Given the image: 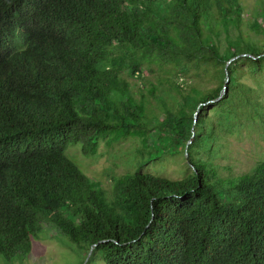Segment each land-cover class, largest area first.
I'll return each instance as SVG.
<instances>
[{
	"label": "trees",
	"instance_id": "obj_1",
	"mask_svg": "<svg viewBox=\"0 0 264 264\" xmlns=\"http://www.w3.org/2000/svg\"><path fill=\"white\" fill-rule=\"evenodd\" d=\"M243 10L240 0H0V254H29L51 225L107 264H264V159L222 177L203 157L240 122L238 104L262 117L239 93L242 62L264 70ZM247 24L264 35V12ZM210 72L217 87L185 89ZM128 77L147 80L162 114ZM128 137L142 157L113 176L110 196L67 154ZM177 153L191 168L183 178L142 170Z\"/></svg>",
	"mask_w": 264,
	"mask_h": 264
},
{
	"label": "rangeland",
	"instance_id": "obj_2",
	"mask_svg": "<svg viewBox=\"0 0 264 264\" xmlns=\"http://www.w3.org/2000/svg\"><path fill=\"white\" fill-rule=\"evenodd\" d=\"M243 5L246 23L242 26L245 37L255 39L263 44L264 35L251 31L247 24L255 12H264V0H240ZM132 83L135 95L140 98L144 93L149 106L153 107L158 114L163 113L162 103L152 97L147 91V80L128 77ZM153 78L150 76V79ZM180 82L182 81L181 78ZM237 80L240 95L251 99L255 108L260 110L255 115V110L247 111L245 105H239L241 109L240 122L228 129L218 130V138L214 143V153H204L203 157L212 160L217 168V174L222 177L238 176L250 171L259 161L264 159V70H252L246 62L241 63V69L237 71ZM184 87L188 90L195 86L201 90L217 87L219 80L211 74H202L201 77L188 76ZM239 89V87H238ZM164 88L159 91L165 94ZM225 90V89H224ZM174 94H177L175 91ZM168 105H173L174 99L166 95ZM176 96V95H175ZM177 98V96H176ZM178 99V98H177ZM243 111H247L250 118H245ZM195 113L197 117L198 114ZM209 115L217 126L218 116L215 110ZM141 141L137 137H128L112 144L105 140L100 142L98 152L87 156L83 153L80 145H70L67 154L81 167V169L96 181H100L110 196L112 194L113 176H119L133 172L138 167L141 155ZM142 170L170 179L183 178L191 171L186 159V154H167L146 163ZM90 251V250H89ZM85 242H76L60 228L45 225L37 238L32 239V249L29 254H16L10 258L0 254V264H107L97 254H89Z\"/></svg>",
	"mask_w": 264,
	"mask_h": 264
},
{
	"label": "water",
	"instance_id": "obj_3",
	"mask_svg": "<svg viewBox=\"0 0 264 264\" xmlns=\"http://www.w3.org/2000/svg\"><path fill=\"white\" fill-rule=\"evenodd\" d=\"M234 59L235 58H232L231 61L234 60ZM231 61H229V62H231ZM229 81H230V76H229L228 71H227V78H226V82H225V86H224L225 91L228 90V82ZM92 252H93V247H91V249L89 251V254H92Z\"/></svg>",
	"mask_w": 264,
	"mask_h": 264
}]
</instances>
